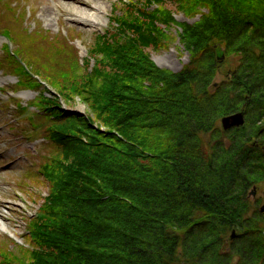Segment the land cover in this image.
Masks as SVG:
<instances>
[{
  "label": "trees",
  "instance_id": "1",
  "mask_svg": "<svg viewBox=\"0 0 264 264\" xmlns=\"http://www.w3.org/2000/svg\"><path fill=\"white\" fill-rule=\"evenodd\" d=\"M167 1L129 0L139 9L132 5L127 15L113 8L107 30L79 65L83 81L66 79V72L47 78L57 92L40 90L11 57L17 74L39 91L34 104L46 121L41 134L60 156L41 166L48 193L26 221L30 249L1 253L5 264H230L232 248L222 252L215 243L221 234L238 225L240 251L254 241L251 231L258 232L255 223L264 219L244 216L251 184L245 173L264 182L258 173L264 150L249 145L254 136L248 139L245 127L232 133L241 144L218 160L216 153H202L195 135L209 129L212 115L241 107L247 120L263 118L264 126V30L258 29L264 16L252 11V0H213V8L226 11L212 10L213 17L202 20L201 42L186 45L191 65L164 74L145 49L159 47L153 39L158 20L173 19L162 8ZM189 1L201 6L206 0ZM249 21L257 27L245 38ZM212 34L226 41L228 54L241 52L244 60L210 92L218 60ZM198 54L203 65L196 63ZM41 72L34 71L47 81ZM76 95L88 111L73 108Z\"/></svg>",
  "mask_w": 264,
  "mask_h": 264
},
{
  "label": "rangeland",
  "instance_id": "2",
  "mask_svg": "<svg viewBox=\"0 0 264 264\" xmlns=\"http://www.w3.org/2000/svg\"><path fill=\"white\" fill-rule=\"evenodd\" d=\"M212 1L206 0L204 5L198 6L189 0H185V4L182 5L179 0H169L163 5L164 12L173 19L158 20V32L153 34V39L159 47L151 46L145 49L155 68L164 74H177L187 65H191L194 56L186 45L190 42L192 44L201 42L202 39L199 37L202 34L197 28L200 27L202 20L213 17L212 10L226 11L217 5L213 8ZM236 2L238 3V0ZM248 2L253 3L251 8L253 12L264 16L262 14L264 1ZM129 3V0H0V220L7 226L5 230L0 228V255L9 251L20 254L21 246L30 249L25 237L26 221L35 215L48 193V185L40 171L41 166L60 156L56 146L42 137L41 131L46 121L35 114L37 108L34 104L39 91L28 87L27 81L17 74V64L13 63L11 58L12 52H17V49L21 48L22 55H19L23 62L19 61L18 64L29 68L30 72L27 75L38 80L40 90L50 89L51 92H57L47 78L66 72L68 74L66 79L75 78L83 81L84 75L79 65L83 58H87L88 49L93 46L96 36L107 30L113 8H118V13L121 14H124L125 10L133 12V7L139 9V6ZM228 3L231 5L235 2L232 0ZM208 4H211V7L207 6ZM232 10L235 11L234 7ZM88 11H96L97 16L88 17L84 14ZM247 27L245 38L256 31L257 24L254 26L253 21H249ZM5 29L10 35L4 32ZM258 29L262 32L264 23ZM212 38L218 44L215 48L218 60L214 79L208 88L210 92H213L219 83L229 80L244 60L241 52L228 54L225 51L226 41L221 39V36L212 34ZM261 40L264 43V38ZM201 46L207 48L208 42ZM199 56L200 59H197L196 63L203 65L205 57ZM33 67L36 71H42L47 81L35 74ZM72 70L75 73L70 75ZM81 88L83 89V86ZM82 93L84 98L87 97L84 91ZM45 94L50 95L47 91ZM81 97L82 95L74 96L72 106L82 114L88 111V106ZM234 115H242L243 124L226 128L223 119ZM246 115L244 107L222 117L212 115V120L207 122L209 129L195 135L200 144L196 145L206 157L216 153V158L221 160L224 152L229 151L231 147L234 148L236 144L240 145L243 140L234 137L233 131L246 127L248 135H251L246 139L254 136L253 140L248 142L249 145L251 147L257 145L264 150L263 118L253 117L247 120ZM257 130L259 135L256 133ZM248 161L252 162L251 159ZM244 165L241 168L244 170L243 173ZM258 173L264 174V170L259 169ZM245 174L247 175L245 180L251 184L246 191L244 206L247 210L244 216L247 219L253 216L264 219V182H256L250 170H246ZM208 178L205 184L212 181L210 179L212 176ZM255 225L259 229L258 232H251L256 237H252L254 241L251 244L250 240L247 241L245 247L246 250L248 247L252 250L254 248L256 252L253 250L254 252L249 253L243 248L241 251L238 250L242 245V241L239 240L242 229L238 225L218 237L215 243L217 247L220 246L222 252L229 247L232 248V251L226 253L230 264H264V258L259 256L258 252L264 248V223L256 222ZM4 260L0 256V264H5Z\"/></svg>",
  "mask_w": 264,
  "mask_h": 264
},
{
  "label": "water",
  "instance_id": "3",
  "mask_svg": "<svg viewBox=\"0 0 264 264\" xmlns=\"http://www.w3.org/2000/svg\"><path fill=\"white\" fill-rule=\"evenodd\" d=\"M223 123H224L226 128L241 125V124H243V116L242 115H234V116L225 117L223 119Z\"/></svg>",
  "mask_w": 264,
  "mask_h": 264
},
{
  "label": "bare ground",
  "instance_id": "4",
  "mask_svg": "<svg viewBox=\"0 0 264 264\" xmlns=\"http://www.w3.org/2000/svg\"><path fill=\"white\" fill-rule=\"evenodd\" d=\"M84 14L88 15V17H92V18L97 16L96 11H88L87 13L84 12ZM81 19L83 20V18H81ZM0 228L4 229V230L7 228V226L4 223H2L1 220H0Z\"/></svg>",
  "mask_w": 264,
  "mask_h": 264
}]
</instances>
